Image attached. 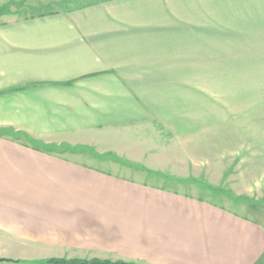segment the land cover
Returning <instances> with one entry per match:
<instances>
[{"label": "crops", "instance_id": "0c3cea01", "mask_svg": "<svg viewBox=\"0 0 264 264\" xmlns=\"http://www.w3.org/2000/svg\"><path fill=\"white\" fill-rule=\"evenodd\" d=\"M213 4L109 0L0 23V264H264V201L249 200H264V138L199 103L215 61L184 12ZM232 172L243 199L204 186Z\"/></svg>", "mask_w": 264, "mask_h": 264}, {"label": "rangeland", "instance_id": "374dc122", "mask_svg": "<svg viewBox=\"0 0 264 264\" xmlns=\"http://www.w3.org/2000/svg\"><path fill=\"white\" fill-rule=\"evenodd\" d=\"M105 1L109 0H0V23L17 17L72 11ZM207 3H214L212 12L211 10L208 12L206 8L205 12H184L191 14V22L201 29L198 33L199 43L204 49H198V56L213 58L215 61L213 65L208 66L213 72L208 75V79L198 81L199 87L206 89L205 96L198 95L199 103L206 99V103L213 104L214 118L222 116L224 120L228 119L233 132L243 131L248 136L262 139L264 138V0H207ZM34 144L41 146L38 143ZM57 148L59 147H53V149ZM82 149L85 153L89 152L91 155L94 153L93 149ZM68 151L69 149L64 148L60 152ZM82 161L95 164L92 160ZM104 169L112 171L110 168ZM217 179L220 181L219 177ZM226 181L228 185L219 184V186L226 185L224 188H216L217 185L208 184L204 186L211 187L212 191L219 194L229 195L230 192L235 199H243L247 195L246 186L240 183L235 172H232ZM161 185L182 189L186 193L202 197L210 195L200 191L195 192L189 188L190 186L181 187L173 180L162 181ZM217 189H221L222 192L215 191ZM249 197L250 201H264L261 194ZM214 200L217 201V197Z\"/></svg>", "mask_w": 264, "mask_h": 264}, {"label": "trees", "instance_id": "16d2710c", "mask_svg": "<svg viewBox=\"0 0 264 264\" xmlns=\"http://www.w3.org/2000/svg\"><path fill=\"white\" fill-rule=\"evenodd\" d=\"M215 191L222 192L221 189H217ZM228 194L232 198H235L230 192ZM44 262L47 264H134V263H128V262H123V261H116V262H112L109 260L83 261V260H66V259H59V258H51V259L45 260Z\"/></svg>", "mask_w": 264, "mask_h": 264}, {"label": "water", "instance_id": "95a60500", "mask_svg": "<svg viewBox=\"0 0 264 264\" xmlns=\"http://www.w3.org/2000/svg\"><path fill=\"white\" fill-rule=\"evenodd\" d=\"M3 261V258H0V262Z\"/></svg>", "mask_w": 264, "mask_h": 264}]
</instances>
